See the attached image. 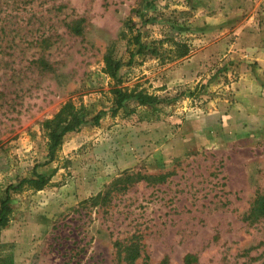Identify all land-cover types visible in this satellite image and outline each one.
Returning <instances> with one entry per match:
<instances>
[{
	"label": "rangeland",
	"instance_id": "obj_1",
	"mask_svg": "<svg viewBox=\"0 0 264 264\" xmlns=\"http://www.w3.org/2000/svg\"><path fill=\"white\" fill-rule=\"evenodd\" d=\"M197 1L0 0V264H128L135 239L133 264H264V216L248 219L264 196V72L226 52L182 81L205 38ZM114 86L160 103L115 112ZM68 102L88 124L50 160L43 124ZM128 173L168 177L118 182ZM36 174L43 189H13Z\"/></svg>",
	"mask_w": 264,
	"mask_h": 264
},
{
	"label": "crops",
	"instance_id": "obj_2",
	"mask_svg": "<svg viewBox=\"0 0 264 264\" xmlns=\"http://www.w3.org/2000/svg\"><path fill=\"white\" fill-rule=\"evenodd\" d=\"M197 3L201 7H206L209 13L205 16V38L201 41L200 53L194 54L191 51L192 55L188 56L177 70V75L182 76V81L190 78L193 72L200 70L203 59L226 52L232 53L230 57L235 61L242 58V65L238 62L242 70L243 67L247 70L249 63L252 62L255 68H259L255 72L260 70L264 72V2L260 0H198ZM232 40L234 43L231 44ZM248 80L249 78L247 82Z\"/></svg>",
	"mask_w": 264,
	"mask_h": 264
},
{
	"label": "trees",
	"instance_id": "obj_3",
	"mask_svg": "<svg viewBox=\"0 0 264 264\" xmlns=\"http://www.w3.org/2000/svg\"><path fill=\"white\" fill-rule=\"evenodd\" d=\"M2 12V11H0ZM1 14V13H0ZM5 22L4 20L1 21V23ZM75 33L80 34L81 29L77 25L74 30ZM2 33H5V30H1ZM7 38V35L4 36V40ZM140 35L136 37V41L139 42ZM140 49L142 47L140 46ZM180 57H185L189 53V49L187 46H180ZM106 63V73L114 79L118 84L121 83V80L118 78V72L120 70V64H114L113 59L111 56H108L105 60ZM44 64V63H43ZM44 65H47L46 63ZM13 78L15 75H11ZM204 89V86L197 84L194 95H197V93H200ZM113 94L116 97V109L114 110L117 112L123 107V104L130 99H135L138 106L140 107H151V106H157L158 103H160L159 97L155 95L147 94L145 91H137V90H131L125 88H119L118 86H114L113 88ZM83 107H78L73 102H68L65 104L59 112L50 120H47L44 122L43 127L46 133V137L48 139V155L50 160H52L55 157L56 151L59 149V147L62 144L63 138L68 134L72 132H79L83 126L88 124V121L85 120V118L81 117ZM101 115H97L93 119V124H98L100 121ZM168 175H158V176H146L141 175L140 173L136 174H126L122 179H120L118 182H124L129 184H138L140 182H145L147 184L157 185V184H163L167 180ZM50 179L40 175L36 174L35 179L31 180H23L20 182V184L17 187H14L13 189L17 190L22 185L28 183L32 185L35 189L41 190L43 189L48 183ZM10 206H9V197H7L5 200L1 201L0 203V228H4L9 223V214H10ZM264 216V196H259L256 198L253 208L250 212L249 220H254L253 222L258 221V219L262 218ZM140 245L136 239L134 241H131V243L124 248L125 258L124 261L128 264H133L139 257H140ZM2 264H13L12 258H5L1 260ZM193 258L189 257L186 260L185 264H192ZM166 264V262L164 263Z\"/></svg>",
	"mask_w": 264,
	"mask_h": 264
},
{
	"label": "built area",
	"instance_id": "obj_4",
	"mask_svg": "<svg viewBox=\"0 0 264 264\" xmlns=\"http://www.w3.org/2000/svg\"><path fill=\"white\" fill-rule=\"evenodd\" d=\"M260 1H263L264 2V0H260Z\"/></svg>",
	"mask_w": 264,
	"mask_h": 264
}]
</instances>
